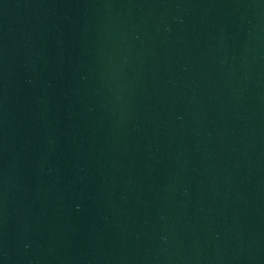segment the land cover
Returning <instances> with one entry per match:
<instances>
[{
    "label": "water",
    "instance_id": "water-1",
    "mask_svg": "<svg viewBox=\"0 0 264 264\" xmlns=\"http://www.w3.org/2000/svg\"><path fill=\"white\" fill-rule=\"evenodd\" d=\"M0 264H264V0H0Z\"/></svg>",
    "mask_w": 264,
    "mask_h": 264
}]
</instances>
